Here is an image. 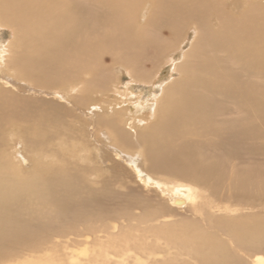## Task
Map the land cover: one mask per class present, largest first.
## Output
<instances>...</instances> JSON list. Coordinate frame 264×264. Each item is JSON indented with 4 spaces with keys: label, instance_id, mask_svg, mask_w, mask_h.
Here are the masks:
<instances>
[{
    "label": "bare ground",
    "instance_id": "obj_1",
    "mask_svg": "<svg viewBox=\"0 0 264 264\" xmlns=\"http://www.w3.org/2000/svg\"><path fill=\"white\" fill-rule=\"evenodd\" d=\"M0 28V246L134 182L193 221L127 211L95 264H264L263 216L211 213L264 199V0H0Z\"/></svg>",
    "mask_w": 264,
    "mask_h": 264
},
{
    "label": "rangeland",
    "instance_id": "obj_2",
    "mask_svg": "<svg viewBox=\"0 0 264 264\" xmlns=\"http://www.w3.org/2000/svg\"><path fill=\"white\" fill-rule=\"evenodd\" d=\"M0 32L1 39L6 40L9 38L10 31L8 29L0 28ZM192 35L193 33L190 32L188 35H186L188 39L185 41L183 48L186 49L188 47L189 41L192 39ZM166 69L167 67L163 68V70L160 72V75H163ZM128 80V77L122 76L119 89H124V83ZM144 88L146 87H136L133 85L127 89L135 90L134 92L138 93L136 90L142 91ZM24 92L25 91L23 90L13 89L14 95L19 98L26 97V93ZM145 92L146 91H144L142 99L146 98L147 96ZM95 95L96 94H94L91 98L93 99ZM117 98L118 96L116 97L115 93L113 92L110 94H104L103 96H99L97 94L96 99L101 100H97L96 102L100 105L103 100L108 99V101L113 105L120 101ZM113 100H115V102ZM121 105L122 103H119L115 105V108L117 109V107ZM26 107L27 106L25 105V108ZM146 117L144 120H147ZM104 167H106V173L109 175L112 173L119 174L115 168L109 167V164L104 163ZM123 178L125 179L122 181L124 184L126 179H130L128 178L127 174L123 176ZM135 184L134 182H130L129 188L110 194L112 198L109 197V199H107V197H105L101 202H93V204L91 203L89 206H85V204L77 201H72L70 206L64 210L61 216V222L72 223L71 227L56 228L57 225H53L49 229L42 230L40 233L34 234L30 237H24L22 239L15 237L14 240H7L8 242H3V244L0 246V264H47L48 262H54V264H69L70 262L75 263V261H78L80 264H95V262H92L94 257L93 252L96 247V249L102 247L101 242L98 243V240L94 241L96 236H101L104 240L108 238V241L106 240V242H108V244H106L107 246L109 244L111 245L113 241L117 243L119 237L122 236L120 235V232L126 229L129 225L127 221V216L129 214L131 216L132 214H139L146 209V212H155L154 210L160 209L162 204L164 205L163 212L156 215L157 218L152 222L153 225H157L161 221H164L165 224L169 225L177 224L176 221H182L185 219L193 221L189 209L183 210L170 207L169 201H166L168 200L166 195L164 198L165 200L162 199L161 201L160 189L156 190L154 187H151L150 190H147L144 188H137ZM131 199L142 201L144 209L142 210V207L136 208L129 206L126 201ZM224 203L225 202L220 203L222 208L223 205H225ZM222 208L220 210L216 208V210L212 209L211 213H214L216 216H219L220 213H223L224 215L232 217H249L254 214H260L261 217H264V199H262L259 203H252L250 205H244V203L238 205L234 203L233 206H231V208L234 210L229 212ZM117 211L119 212V215ZM122 211L124 213L123 215L121 214ZM134 223L138 224V226L131 229L130 231L134 237L137 236L136 239H133L135 241H140V239L142 240V237H144L146 234L143 233L142 230L145 224H139L137 222ZM199 225H202V222ZM92 231L94 232L91 233ZM104 232L107 233H105V235L108 237L104 236ZM217 236L223 240V242H225V244L230 249H232L234 243L232 239L229 238L228 234L225 232H219ZM151 240L155 242L156 238L151 235ZM84 249H86V251H84ZM89 256H91L92 259H90ZM113 258L115 257H111V262H115V260L118 259L115 258V260H113ZM157 258L160 259L161 257L158 256ZM242 259L247 264H250L245 256H243Z\"/></svg>",
    "mask_w": 264,
    "mask_h": 264
}]
</instances>
